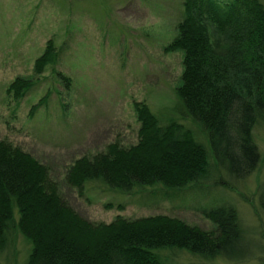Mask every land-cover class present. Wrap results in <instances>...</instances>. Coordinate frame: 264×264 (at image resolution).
<instances>
[{
  "label": "trees",
  "instance_id": "obj_1",
  "mask_svg": "<svg viewBox=\"0 0 264 264\" xmlns=\"http://www.w3.org/2000/svg\"><path fill=\"white\" fill-rule=\"evenodd\" d=\"M180 15L166 49L184 57L175 105L156 110L135 102L137 144L127 149L115 142L80 158L68 172L72 187L99 184L127 195L147 191L143 198L160 191L179 201L188 190L201 193L220 184L228 189L257 169L254 129L264 121V0H182ZM59 58L49 41L35 72L55 67ZM32 86L18 78L8 92L20 99ZM261 208L264 212V189ZM200 211L211 230L166 215L90 222L62 198L47 166L0 142V253L22 236L29 245L25 264H171L166 250L205 261L246 260L245 230L233 202Z\"/></svg>",
  "mask_w": 264,
  "mask_h": 264
},
{
  "label": "rangeland",
  "instance_id": "obj_2",
  "mask_svg": "<svg viewBox=\"0 0 264 264\" xmlns=\"http://www.w3.org/2000/svg\"><path fill=\"white\" fill-rule=\"evenodd\" d=\"M181 10L182 0H0V142L47 166L62 198L93 223L166 215L211 230L200 209L233 202L245 230L246 260L205 261L184 250L163 252L171 264H264V121L254 129L257 169L228 189L220 184L201 193L188 190L179 201H170L160 191L143 198L147 191L127 195L99 184L78 189L67 182L80 158L104 152L115 142L127 149L137 144L135 102L156 110L175 105L184 57L166 49L177 33ZM49 41L59 61L37 74L35 62ZM18 78L33 84L20 99L8 92ZM28 251L19 236L0 253V264H25Z\"/></svg>",
  "mask_w": 264,
  "mask_h": 264
}]
</instances>
